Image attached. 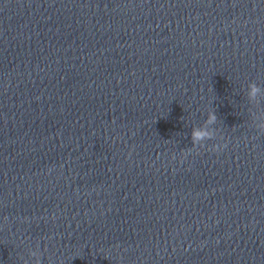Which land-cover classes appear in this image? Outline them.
<instances>
[{
	"label": "clouds",
	"instance_id": "9594fccd",
	"mask_svg": "<svg viewBox=\"0 0 264 264\" xmlns=\"http://www.w3.org/2000/svg\"><path fill=\"white\" fill-rule=\"evenodd\" d=\"M258 90L259 89L255 85H253L252 88H251V95H255ZM202 135L203 134L201 132H199V131L194 132V137L195 138H200Z\"/></svg>",
	"mask_w": 264,
	"mask_h": 264
}]
</instances>
